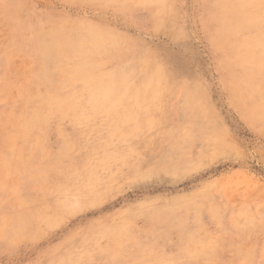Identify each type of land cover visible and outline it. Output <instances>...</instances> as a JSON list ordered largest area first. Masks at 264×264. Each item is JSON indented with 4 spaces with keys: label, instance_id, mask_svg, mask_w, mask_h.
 Listing matches in <instances>:
<instances>
[{
    "label": "rangeland",
    "instance_id": "obj_1",
    "mask_svg": "<svg viewBox=\"0 0 264 264\" xmlns=\"http://www.w3.org/2000/svg\"><path fill=\"white\" fill-rule=\"evenodd\" d=\"M0 264H264V0H0Z\"/></svg>",
    "mask_w": 264,
    "mask_h": 264
},
{
    "label": "bare ground",
    "instance_id": "obj_2",
    "mask_svg": "<svg viewBox=\"0 0 264 264\" xmlns=\"http://www.w3.org/2000/svg\"><path fill=\"white\" fill-rule=\"evenodd\" d=\"M81 56V55H80ZM87 56V55H86Z\"/></svg>",
    "mask_w": 264,
    "mask_h": 264
}]
</instances>
